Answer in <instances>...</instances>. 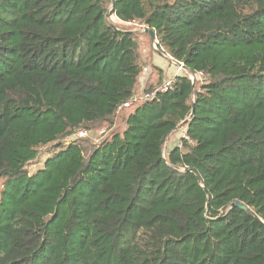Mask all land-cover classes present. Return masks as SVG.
<instances>
[{
	"label": "trees",
	"instance_id": "trees-1",
	"mask_svg": "<svg viewBox=\"0 0 264 264\" xmlns=\"http://www.w3.org/2000/svg\"><path fill=\"white\" fill-rule=\"evenodd\" d=\"M0 186V264H264V0H0Z\"/></svg>",
	"mask_w": 264,
	"mask_h": 264
},
{
	"label": "rangeland",
	"instance_id": "rangeland-1",
	"mask_svg": "<svg viewBox=\"0 0 264 264\" xmlns=\"http://www.w3.org/2000/svg\"><path fill=\"white\" fill-rule=\"evenodd\" d=\"M109 20L111 22H116L118 24H120V26L122 25V23H120L114 16L110 17ZM123 26V25H122ZM132 30L137 31L138 33H140L141 35H139L138 37V42H139V48H140V53L143 55V57L145 58V60H148L150 62H152L153 64L156 63L158 64V67L160 68V72L162 74H160V72L158 73V77L154 78V82L152 83V87L159 85L160 83H162L164 80H167L171 77H174V73H177L176 69L177 66L176 64L170 60L167 59L166 55L164 54H160L157 53L156 51H154V47L149 39V37L147 36H143L141 33V28L139 24H135L134 26L130 27ZM156 49H157V45H156ZM144 90L141 89V86H138V90ZM135 107H131L128 108L124 113H130L131 111H133ZM120 118V117H118ZM119 119H117V124H114V126L111 128L112 130H118V132H121L123 125L122 123L119 121ZM108 128V125L105 123L104 125H102L101 127H99L97 130L95 131H89V136L87 138H82V139H86L92 143H98L100 141L101 138H103L107 132L106 129ZM103 131V134H101ZM181 136L180 133H176L173 134L172 138H170V140L168 139L167 142L165 143V147L164 150H168L170 149L173 145H177L179 142V137ZM77 139V138H74ZM69 141V139L67 140ZM52 157V154L47 151V149H42L40 150L37 158L28 165L27 167V172L29 174V176H34L35 174H37L39 171H41L45 165L48 159H50ZM1 188V186H0Z\"/></svg>",
	"mask_w": 264,
	"mask_h": 264
},
{
	"label": "built area",
	"instance_id": "built-area-1",
	"mask_svg": "<svg viewBox=\"0 0 264 264\" xmlns=\"http://www.w3.org/2000/svg\"><path fill=\"white\" fill-rule=\"evenodd\" d=\"M140 28L143 31V29L147 28V27L146 26H140ZM157 43L158 42L156 40L155 44H154V48H156ZM175 64L177 66V71H180V70L185 71L182 63H178L175 61ZM198 77L200 80L204 79L203 75H201V74H198ZM189 79L191 81H193L194 77L190 75ZM175 82H176L175 77H171L167 80H164L159 85L152 87L149 91H139V92L133 94L126 102H124L122 105H120L118 111L126 110L128 108L135 107L136 105H142L145 103L152 102L157 97V95L170 91L172 89V87L175 85ZM101 134H103V131ZM88 136H89V131H86L83 129L75 130L72 133L73 139L74 138H77V139L87 138ZM182 136L186 137L185 131L182 133Z\"/></svg>",
	"mask_w": 264,
	"mask_h": 264
},
{
	"label": "crops",
	"instance_id": "crops-1",
	"mask_svg": "<svg viewBox=\"0 0 264 264\" xmlns=\"http://www.w3.org/2000/svg\"><path fill=\"white\" fill-rule=\"evenodd\" d=\"M154 65L157 67V69H160L158 67V64L156 63V61H155ZM155 72L156 71L150 69L149 67L145 69L144 75L141 78L140 84H139L141 86V89H145L146 87H148L150 84H152L154 82ZM174 75H175V73H174ZM139 91H141V90H139Z\"/></svg>",
	"mask_w": 264,
	"mask_h": 264
},
{
	"label": "water",
	"instance_id": "water-1",
	"mask_svg": "<svg viewBox=\"0 0 264 264\" xmlns=\"http://www.w3.org/2000/svg\"><path fill=\"white\" fill-rule=\"evenodd\" d=\"M143 32L146 34V35H148V37H149V39H150V41H151V43H152V45H153V47H154V44H155V41H156V37H155V32H154V30H152V29H148V28H144L143 29ZM156 51H158L156 48H154ZM158 53H160V51H158ZM169 60H171L170 58H168ZM174 63H175V61H174ZM192 83H194V80L192 81ZM233 206H236V207H239V208H241V209H243V210H245V211H249L244 205H242L241 203H239V202H233L232 204H231V207H233Z\"/></svg>",
	"mask_w": 264,
	"mask_h": 264
}]
</instances>
